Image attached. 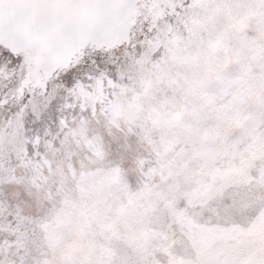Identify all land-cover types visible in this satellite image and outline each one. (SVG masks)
<instances>
[{
    "label": "rangeland",
    "instance_id": "obj_1",
    "mask_svg": "<svg viewBox=\"0 0 264 264\" xmlns=\"http://www.w3.org/2000/svg\"><path fill=\"white\" fill-rule=\"evenodd\" d=\"M138 8L51 75L48 137L32 108L0 128V260L264 264V0ZM72 67L90 83L64 101Z\"/></svg>",
    "mask_w": 264,
    "mask_h": 264
},
{
    "label": "snow or ice",
    "instance_id": "obj_2",
    "mask_svg": "<svg viewBox=\"0 0 264 264\" xmlns=\"http://www.w3.org/2000/svg\"><path fill=\"white\" fill-rule=\"evenodd\" d=\"M114 3L115 0H0V105L8 104L10 97L15 105V111H10L11 104L5 109L10 113L9 126L0 128L9 137L12 124L29 108L38 127L44 129L43 137L50 135L49 123H59L57 113L64 104L52 105L48 80L73 60L78 64L86 50L95 51L90 22ZM91 62L96 63L94 57ZM59 82L64 101L81 84L90 83L81 79L76 67L63 72ZM11 150L18 153L20 161L35 155L31 144L25 149L21 143ZM0 264L8 262L0 260Z\"/></svg>",
    "mask_w": 264,
    "mask_h": 264
},
{
    "label": "bare ground",
    "instance_id": "obj_3",
    "mask_svg": "<svg viewBox=\"0 0 264 264\" xmlns=\"http://www.w3.org/2000/svg\"><path fill=\"white\" fill-rule=\"evenodd\" d=\"M143 1L115 0L111 8L96 15L90 22L94 40L104 42L107 40L109 41L108 43H113L128 39L131 27L135 22L137 14H139L138 4L143 3Z\"/></svg>",
    "mask_w": 264,
    "mask_h": 264
}]
</instances>
